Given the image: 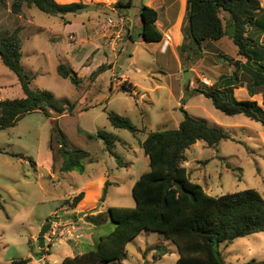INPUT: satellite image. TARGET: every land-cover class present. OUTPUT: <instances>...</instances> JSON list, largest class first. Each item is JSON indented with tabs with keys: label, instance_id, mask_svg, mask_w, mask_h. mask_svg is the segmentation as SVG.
Returning <instances> with one entry per match:
<instances>
[{
	"label": "rangeland",
	"instance_id": "374dc122",
	"mask_svg": "<svg viewBox=\"0 0 264 264\" xmlns=\"http://www.w3.org/2000/svg\"><path fill=\"white\" fill-rule=\"evenodd\" d=\"M11 1L2 0L0 30L22 27L21 64L30 76V88L49 90L57 98L75 102V107L73 112L57 118L32 111L15 125L0 129V264L26 257L32 258L27 264H62L65 256L93 247L97 235L111 229L108 208L134 206L132 186L139 175L149 169V159L141 145L147 132L176 127L184 118L182 107L189 114L220 126L231 136L215 146L198 140L184 151L182 165L187 168L190 179L201 184L210 195L253 188L264 198V125L242 114L226 115L215 108L209 97L193 92L201 84L210 85L221 73H232L233 59L240 56L228 36L207 43L202 57L188 59L182 67L173 45L162 53V43L144 46L125 42L121 43L125 45L124 50L116 59L107 57L102 62L101 57L96 56L83 65L81 22L95 24V21L105 22L108 17L115 21L117 13L97 3L93 10L67 13L64 19L26 5L21 14H16L11 11ZM141 1L133 0L127 8L131 15L136 13L138 21ZM259 2L264 10V0ZM88 4L94 2L84 3ZM176 15V6H169L163 31L174 23ZM72 32L76 40L68 38ZM259 42L264 46V32L259 35ZM59 63L77 72L81 78L79 87L57 73ZM160 63L164 64L163 70L157 67ZM184 68L191 71L189 89L184 87ZM122 73L131 83L122 80L119 76ZM114 74L118 76L112 77ZM241 80L246 84L249 78L241 73ZM123 83L128 86L133 83L134 87H130L133 94L120 88ZM234 95L262 104L261 93L249 96L245 86L234 88ZM22 96L24 92L17 75L0 59V98ZM262 107L264 109V105ZM109 110L128 117L139 130L132 132L113 126L107 116ZM54 119L64 132L69 148L90 152L91 161L85 162L83 172L60 171L62 156L55 133L53 149L47 146ZM99 129L118 137L114 151L120 160L105 150L100 138L87 136L96 134ZM96 175L111 181L103 201H100L101 193L93 199L90 197L94 191L87 192V188L81 187L83 180ZM80 191L84 195L74 204L73 197ZM99 209L105 220L88 233L87 222L93 223L85 215ZM51 216L67 218L50 221L45 232V250H42L38 236ZM83 233L89 234L91 244L83 243ZM154 244L166 247L167 253L155 258L154 250L149 249ZM217 249L224 264L262 260L264 231L237 237L227 245L219 243ZM177 258L175 245L163 233L144 229L127 243L126 256L121 261L108 264H175Z\"/></svg>",
	"mask_w": 264,
	"mask_h": 264
},
{
	"label": "trees",
	"instance_id": "16d2710c",
	"mask_svg": "<svg viewBox=\"0 0 264 264\" xmlns=\"http://www.w3.org/2000/svg\"><path fill=\"white\" fill-rule=\"evenodd\" d=\"M2 0H0L1 8ZM58 14L64 19L67 13L76 12L84 4L80 1L60 3L56 0H12L11 11L21 14L23 6ZM132 0H116L113 7L123 10L131 7ZM141 21L140 36L145 41L159 42L162 33L156 26L157 10L149 5L139 7ZM21 30H0V59L18 77L24 92L19 98H0V129L11 127L24 115L41 111L57 118L74 110L75 102L57 98L53 92L42 88H30V76L21 64ZM183 41L178 47L181 64L191 58L203 56L202 43L228 36L236 47L237 54L244 60L233 59L232 73H221L210 85L201 84L193 92L202 93L212 100L215 108L226 115L242 114L264 125V46L259 35L264 32V10L259 0H186L185 13L181 24ZM102 66L99 67L101 69ZM187 70L186 68H184ZM57 73L68 78L76 87L81 78L65 63L57 65ZM241 73L248 76L246 84ZM245 86L249 96L261 93L262 104L254 99H238L234 88ZM123 83L120 88L133 94ZM185 89H189L186 84ZM184 118L176 127L149 130L141 142L149 159V169L142 172L132 186L134 206H110L111 229L99 233L93 247L67 255L62 264H108L121 261L126 256V245L142 230L163 233L176 247L178 258L175 264H224L220 258L219 243H232L237 237L264 231V198L253 188L227 192L220 195L208 194L201 184L192 181L188 170L182 165L184 151L198 140L215 146L231 136L216 124L193 116L182 107ZM110 123L115 127L138 131L131 120L115 111H107ZM48 148L58 137V151L62 156L61 172L77 170L83 172L85 162L91 161V154L82 148H69L64 132L53 120ZM89 138H100L104 148L117 160L114 151L118 137L104 129ZM2 150L0 149V152ZM14 155V154H13ZM15 156V155H14ZM106 179L100 201L107 196ZM84 195L83 191L73 197L76 204ZM87 220L98 226L105 220L104 213H88ZM154 257H161L168 249L161 244L149 247ZM42 250H45L42 248ZM31 257L12 260L9 264H27ZM246 264H264V259L250 260Z\"/></svg>",
	"mask_w": 264,
	"mask_h": 264
},
{
	"label": "crops",
	"instance_id": "0c3cea01",
	"mask_svg": "<svg viewBox=\"0 0 264 264\" xmlns=\"http://www.w3.org/2000/svg\"><path fill=\"white\" fill-rule=\"evenodd\" d=\"M56 1L60 3L80 1L83 4L94 2V7H95V4L101 3L103 6L107 7L109 10L118 14V19H116L115 21L113 20L115 23V25L113 26H110L108 23V18L110 17H108L105 22L95 21V24H92L89 21L81 22V30L79 33H81L80 40H81V45L84 48V53L81 57V63L83 65L86 63L88 64L89 59H92L93 61L96 56H100L101 57L100 61L102 62H105L104 59L107 57H113L114 59H116V57H118V54L122 53L124 50L125 45H121V43H124V42L131 43V44L136 43V44H142L144 46H147L153 43H162L165 38L164 36L166 34H169L171 36V39L169 41L168 47L165 50H163L160 47V50L162 51V53H165L167 49L169 48V46L173 45V52L175 54V57L182 67L180 56L178 54V47L183 41L181 24H182V20H183L184 13H185L186 0H142L139 3V7L141 4H146L157 10L158 18L156 21V26L163 35L162 40L159 42H151V41L143 40L142 37L140 36V28H141L140 17L138 21L135 17L136 13H133L131 15L128 12V9H123V10L115 9L112 5L116 0H56ZM132 4H133V0H132ZM169 6H176L177 15L175 17L174 23H172V25L167 26V29H166L167 31H163L162 28L167 24V13H168ZM139 7L137 9V16L139 15ZM134 31L136 33H134ZM136 35H138L137 38H136ZM68 38L72 40H76L75 34L73 32L69 34ZM210 41H213V40L203 41L202 48L204 52H206L205 45H207V43H211ZM135 47L136 45L132 47V52L135 51ZM239 58L240 57H237L235 59H239ZM112 66H113V62L110 63V67ZM157 67L159 68V70H163L164 64L160 63ZM121 77H122V80L127 79L128 82L131 83L129 77L125 75L124 73L121 74ZM105 180H106V177L104 178L102 175H96L95 177H93V179H90L87 181L83 180L81 187L84 190L87 188L85 190L87 192L94 191L93 193L95 194L92 193L93 196H91L90 198L95 199L100 195V193H102V188H103ZM101 211H102L101 209L98 210V212H101ZM87 224H89L90 226L89 229L86 226L88 233L92 229L97 228V226H95L94 224H90L88 222ZM88 233H83L85 234L83 238L84 239L83 243L91 244V242L88 241V236H89Z\"/></svg>",
	"mask_w": 264,
	"mask_h": 264
},
{
	"label": "water",
	"instance_id": "95a60500",
	"mask_svg": "<svg viewBox=\"0 0 264 264\" xmlns=\"http://www.w3.org/2000/svg\"><path fill=\"white\" fill-rule=\"evenodd\" d=\"M93 9H94V4H88V5H83L79 7L77 11H88V10H93ZM190 74H191V71L189 69L184 71L183 79H184L185 84L189 83L188 78ZM63 218H67V216L65 217L51 216L49 220L42 226L39 236H38V243H39L40 248H44L45 246V232L50 227V221L58 222L59 219H63Z\"/></svg>",
	"mask_w": 264,
	"mask_h": 264
},
{
	"label": "built area",
	"instance_id": "2783aa9c",
	"mask_svg": "<svg viewBox=\"0 0 264 264\" xmlns=\"http://www.w3.org/2000/svg\"><path fill=\"white\" fill-rule=\"evenodd\" d=\"M108 23H109L110 26L115 25V23H114V21H113L112 18H108ZM164 37H165V38H164V40H163V42H162V46H161V48H162L163 50H165V49L168 47V45H169V41H170V39H171V36H170L169 34H166ZM116 76H118V74H114L112 77H116ZM119 76H121V75H119ZM52 234H55V232H52Z\"/></svg>",
	"mask_w": 264,
	"mask_h": 264
}]
</instances>
